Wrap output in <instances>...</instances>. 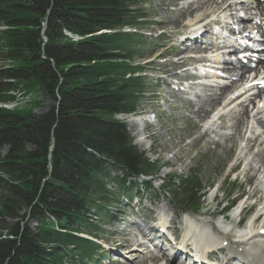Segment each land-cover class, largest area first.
Instances as JSON below:
<instances>
[{
    "label": "trees",
    "instance_id": "obj_1",
    "mask_svg": "<svg viewBox=\"0 0 264 264\" xmlns=\"http://www.w3.org/2000/svg\"><path fill=\"white\" fill-rule=\"evenodd\" d=\"M151 26L138 0H0V264H87L100 254L79 235L98 231L91 218L108 202L105 178L152 170L114 119L135 113L146 91L134 76L144 38L124 30ZM16 91L50 105L3 108ZM182 185L176 203L199 204L200 182Z\"/></svg>",
    "mask_w": 264,
    "mask_h": 264
},
{
    "label": "rangeland",
    "instance_id": "obj_2",
    "mask_svg": "<svg viewBox=\"0 0 264 264\" xmlns=\"http://www.w3.org/2000/svg\"><path fill=\"white\" fill-rule=\"evenodd\" d=\"M138 4L141 9L147 12L152 24L151 27L140 32L144 36V39L141 40V47L139 48V55H142V58L136 59L135 61V66H146L147 69H145V71L137 70L138 72H141L142 77L145 79L146 91L139 99L138 109L133 115V118L139 120L141 124L144 121H149V123L146 122L145 125V132L149 136L148 139L145 140V146L136 143L135 135H133L128 123L133 118L130 119V117L126 116H116L115 118L125 125L126 132L129 135L133 146H136L138 151L143 154L145 159H147L148 163L154 165L152 168L156 176L151 179L152 182L150 183L149 188L150 193L147 195V200L142 207H146L145 212H147L156 206H159L153 210L155 214H158L159 209L165 212V207L162 206L164 205V200L169 201L171 204L173 202L175 210L169 205L167 209V211L170 212L169 214L171 217L172 213L170 207L172 208V212L175 213V219H173L175 223H171V226L174 228L175 225L178 224L180 229L184 230L181 224L183 218L181 219L178 216V213H181L183 207L180 209V205L174 203V198L176 195L179 196L182 192L181 187L183 186V180L195 179L200 182L206 196L199 214H205L207 220L212 219L209 222L203 219L205 223H209L210 225L223 217L221 215L217 216V214L227 206L225 202L228 198L231 199V202H233V205L235 206L234 211H236L238 207L240 208V203L247 207V210L245 211H236L237 216L233 217L234 219L231 217L232 215H230L227 220L225 219L226 217H223L226 222L222 219L225 223L224 225H230L232 228L231 230L236 231L234 230L235 227L232 224V219L233 222L238 221L239 219H245L250 212H254V210L256 211L255 213H258L257 210L264 205L263 188L261 190L257 189L255 198L248 201L250 194L255 191L258 185H260L264 176L256 177L254 172H251L248 176H244V166L242 167L241 165V167L234 168L236 159L240 154L239 148L243 144L241 139L236 140L235 142H228L220 140L216 134H210L208 136L203 135L206 129L204 125L206 124V121L211 118L215 109H210L209 116L202 119L201 123L198 119H191L193 116L191 114L189 102H185V100L181 101L179 98H173L172 95H174L175 92L171 89L169 90L163 83V80L167 77V75H165L166 73L168 74V77L174 75L173 78H177L175 75L180 74L183 76L185 74L184 70H171V68H173V65L171 64L176 62V58L169 56L173 53L175 48L177 49L176 33H181L188 29V27L185 26V21L192 17L188 16V18H183V24L178 29H174V26L168 25V23L173 17L177 16L180 3L175 4L172 0H138ZM173 10H176V12ZM151 51L153 53L149 55V52ZM159 55H162V57L157 58ZM3 66L5 65L0 63V69ZM202 93L208 94L209 91ZM227 96L228 95L224 96L222 100ZM21 101L22 104L18 106L19 108L22 106L24 108H32L35 114L43 113L50 105V102L48 101H43L42 105H34L36 102H42L41 95L38 91L28 94V96L23 98V100L21 99ZM11 107L13 108L14 106ZM217 107L218 106L215 108ZM231 132L230 129H225L221 130L219 135H229ZM243 133L244 134L242 135L245 136V130ZM214 140H220L221 145L213 143ZM151 146L152 150H150ZM256 150L261 152L263 146H257ZM6 154L7 149L2 151L1 157ZM259 161L260 158L256 157L254 165L260 166L261 164H259ZM167 164L168 167L163 168ZM168 173L172 174L165 177ZM163 177H165V180ZM117 178L118 174L111 171L104 180L106 189L111 195V199L102 208L100 213L95 210L92 211L93 216L91 219L94 221V226H97L98 231L96 230V234H89V236L96 237L101 243H104L105 247L112 250L113 254H115L113 249L118 245L121 244L120 246L124 249L127 247L126 250L122 251L127 259H121L120 263H112L109 260V257H107L102 264H141V259L150 256V246L146 245V248H137L138 246H134V243L130 242L131 240L136 242V236L131 232L128 233L123 231L125 229L128 230V227L124 228L123 225H118L113 221L116 217L122 215L119 213L118 208L126 206L128 202V196L125 197L119 193V185L116 182ZM251 178H253V181ZM172 182L174 184H171ZM144 186L145 185L141 183L140 193L142 194L146 189ZM150 200L153 201V206H150ZM148 206H150L151 209ZM195 209L193 208V210ZM242 211L243 213H240L241 216L238 217L239 212ZM127 212L131 213V211ZM157 216L153 215V217L156 218ZM200 217L203 216L200 215L199 218ZM170 220H172V218H170ZM258 226L259 222H256V224H254V229ZM30 227L33 229L36 227V224L31 222ZM188 228H190V226H188ZM247 228L248 225L244 229ZM82 230L84 229L82 228ZM121 231L123 232L121 233ZM185 231V236L187 239H190L186 227ZM0 232L5 233L1 227ZM193 232L195 231H192V235L196 236V232ZM85 236L88 235L85 234ZM126 251L130 253L128 254ZM140 252L143 254L140 255ZM158 258L160 261L154 264L165 263L160 255Z\"/></svg>",
    "mask_w": 264,
    "mask_h": 264
},
{
    "label": "bare ground",
    "instance_id": "obj_3",
    "mask_svg": "<svg viewBox=\"0 0 264 264\" xmlns=\"http://www.w3.org/2000/svg\"><path fill=\"white\" fill-rule=\"evenodd\" d=\"M172 2L175 4L180 3V7L177 16L173 17V19L169 21L168 25H172L174 26V29H178L183 24L182 19L185 17L188 18V16H190L192 18L185 21V26L188 27V29L191 28V33L197 31L202 24L201 22H203L204 18L209 15H212L217 20L226 18L227 15H229L234 20H236V18H238V13L243 12L244 14H246L250 21V26L248 28L257 29L254 27H259L261 23H264V6H262L263 9L256 11L245 3L241 2L239 4L236 0H172ZM206 20L210 19L207 18ZM213 21L216 20L213 19L211 22ZM211 22L206 23L201 28H205ZM259 22L260 24L258 25ZM213 42L214 41L210 43L211 47L214 46ZM191 49L196 51L202 50V48L198 47L197 45L192 46ZM222 56L223 55H216L210 57L209 62H216L219 65L222 64L228 66L226 67L225 73L228 76L229 80L225 85L219 86L215 90L207 86L202 89V92L209 91V93H202L201 95H198L196 97V100L189 103L191 114L193 116V118L191 119H198L201 123L202 119L209 116L210 109H215V107L218 106L212 113V117L208 122L209 126L205 129L203 135L208 136L210 134H216V136H218L220 140L228 142H235L236 140L241 139L243 144L241 143L242 146L240 145V154L236 159L234 168H238L239 166L241 167V165L242 167L244 166V176H248L251 172H254V175H256V177L264 176V112L260 110V106L264 107V88H253V90L251 91H257L254 94V97L249 94V98H245L244 102L238 103L239 99L243 96L236 99L232 98L233 95L242 91V87L246 83H252L254 81H264V77L262 79L255 78L249 81V76H251L252 74L261 75L260 69L264 70V63L261 64V67L258 66L254 70H252L248 67V65H228L226 64V62L222 63ZM190 62L191 61L189 59H186L184 57L178 58L175 63L171 64L173 65V68H171V70H184L185 74L183 76L180 74L175 75L177 78L184 80L185 76H188L186 75V68L189 66ZM173 76L171 75L168 78H173ZM167 84L170 87V84L168 82ZM226 95L228 96L222 100V98ZM254 99H259L260 101L254 103ZM250 104H253L254 107H257L256 112H254V109H250ZM128 123L131 127L133 135H135L136 143L138 145L145 146V140L143 139L145 128H143L141 122L136 118H133ZM224 129H230L232 131L231 134L219 135L220 130ZM244 130L245 136L242 135L244 134ZM258 130L261 131L258 133ZM220 140H214L213 143L221 145ZM257 146H263V150L261 152L257 151ZM151 148L152 146L150 147V150H152ZM256 157L260 158V166L254 165ZM251 180L253 181V178H251ZM262 188L264 191V177L260 185H258L255 191L250 194L248 201L253 200L256 196L257 189L261 190ZM244 207L245 205H242L240 206V208L238 207L236 211L243 210ZM164 211L166 212V214L170 213L165 209ZM170 211L172 213V220L167 221L166 224L167 226H170L172 228L171 223H175V221L173 220L175 219V213L172 212L171 207ZM236 211H233V213L231 214L232 218L237 216ZM158 212H161V209H159ZM257 212L258 213L255 223L250 221L247 229H239L236 231H232L230 225H224V221L226 222L227 220V218L225 217L224 218L226 220L223 218H219L215 223L209 225V223H205L203 221V217H200V219L198 215L196 216L192 214L188 216L189 218L187 217L188 222H186L183 218L181 224L183 228L184 226L187 228L188 236L192 240V245L196 249L198 248L199 251H211L213 252L212 255L215 257H218L219 254L224 255L223 257H225L227 253L229 255L232 254L233 256L237 257L236 261H239V259H241L242 264H264V236L260 235V232L264 230V205H262L257 210ZM240 213L241 212H239V214ZM158 218L160 219L159 216H157L156 219ZM189 222H191L193 227L188 228ZM256 222H259V226L257 228L255 227L256 229H254V224H256ZM155 228L156 226L150 227L151 231L153 232H155ZM192 231H195L197 235H192ZM130 243H134V246H138L137 248H146V245H148H139L137 241L135 242L133 240H131ZM125 248L127 249V247ZM159 255L161 259L165 261L164 264L174 263L173 261L165 260L163 252H154L150 250V256L141 259V264L157 263L158 261H160V259L158 258ZM190 261H192V259H190ZM205 261L206 258L204 256L202 258V262ZM236 263L239 264L238 262Z\"/></svg>",
    "mask_w": 264,
    "mask_h": 264
}]
</instances>
